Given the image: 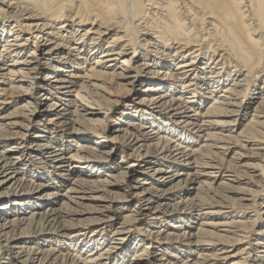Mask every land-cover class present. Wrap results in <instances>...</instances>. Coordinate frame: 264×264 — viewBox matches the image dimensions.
Wrapping results in <instances>:
<instances>
[{
    "label": "bare ground",
    "instance_id": "1",
    "mask_svg": "<svg viewBox=\"0 0 264 264\" xmlns=\"http://www.w3.org/2000/svg\"><path fill=\"white\" fill-rule=\"evenodd\" d=\"M0 45V264H264V0H0Z\"/></svg>",
    "mask_w": 264,
    "mask_h": 264
},
{
    "label": "rangeland",
    "instance_id": "2",
    "mask_svg": "<svg viewBox=\"0 0 264 264\" xmlns=\"http://www.w3.org/2000/svg\"><path fill=\"white\" fill-rule=\"evenodd\" d=\"M21 19V18H20ZM22 20V19H21ZM23 21V20H22ZM0 48H1V45H0ZM232 68H230V70H231ZM143 88V87H142ZM255 100H257V99H255ZM208 104V103H207ZM207 104H205V106L203 107V109H205L206 108V105ZM111 118V117H110ZM112 120H115V118H111ZM112 123V122H111ZM113 124V123H112ZM111 136V135H110ZM197 146L199 145V143L198 144H196ZM2 148H0V150H1ZM66 187V185H64V186H62V190L64 189ZM134 204V202H132L131 204H129V206H128V208H131L132 207V205ZM46 206V205H45ZM197 222H199V221H197ZM196 225H198V223H195ZM194 224V225H195ZM260 227L262 226V225H259ZM146 243H144V245H145ZM144 245H142V247L144 246ZM141 247V248H142ZM85 249V248H84ZM139 250V249H138ZM85 252V254L84 255H82V257L84 258V257H86L85 255L86 254H89V249H87V250H85L84 251ZM134 252L135 251H132V252H130L129 254H128V258H127V260L129 261L130 260V258L134 255Z\"/></svg>",
    "mask_w": 264,
    "mask_h": 264
}]
</instances>
